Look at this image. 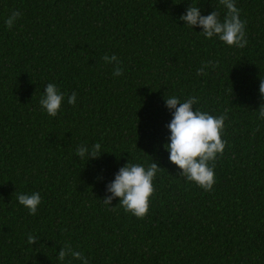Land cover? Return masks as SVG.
<instances>
[{
	"label": "trees",
	"instance_id": "1",
	"mask_svg": "<svg viewBox=\"0 0 264 264\" xmlns=\"http://www.w3.org/2000/svg\"><path fill=\"white\" fill-rule=\"evenodd\" d=\"M191 2L223 15L219 0H0V264H62L65 242L90 264H264V0H236L243 48L183 25ZM206 60L215 67L197 75ZM47 82L75 91L76 103L47 115L38 104ZM164 94L227 113L210 191L168 160ZM93 142L99 158L75 155ZM151 159L161 168L142 218L119 198L102 203L120 166ZM32 191L42 202L29 215L16 194Z\"/></svg>",
	"mask_w": 264,
	"mask_h": 264
},
{
	"label": "clouds",
	"instance_id": "2",
	"mask_svg": "<svg viewBox=\"0 0 264 264\" xmlns=\"http://www.w3.org/2000/svg\"><path fill=\"white\" fill-rule=\"evenodd\" d=\"M219 3L224 10L223 15L214 8L207 14H202L199 4L191 2L178 19L183 21V25L202 34L205 39L215 38L226 46L245 47L248 43L246 21L240 18V9L236 6V0H219ZM20 16L19 9L12 10L5 17L4 24L11 27ZM195 27L200 28V31H196ZM102 60L112 64L114 77L122 75L124 69L115 54L111 56L105 54ZM214 67V61H202L196 73L202 75L207 69ZM259 92L264 98V79L260 80ZM163 98L171 116L165 125L168 135L162 145L168 153V160L177 166L179 176L184 177L186 182L195 183L204 191H210L216 182L215 161L223 153L227 143L222 138L227 113L214 115L202 110L198 106L200 97L196 95L181 98L176 94H164ZM76 100L75 91L66 94L57 84L47 82L38 104L47 115L56 116L63 103L71 105L75 104ZM257 119L264 120V105L258 109ZM104 152L100 142H93L90 145L79 144L75 148V155L85 162L91 158H99ZM160 168L153 159L147 164L127 160L113 173V178L105 182V196L100 200L104 205L112 207L111 201L119 198L118 204L125 212L142 218L148 211L150 197L154 192L153 181ZM16 199L27 209L29 215L36 214L42 202L38 191L17 193ZM36 240H38L37 235H27L30 244ZM56 257L62 264H72L73 260L79 261V264H90L89 258L68 242L59 246Z\"/></svg>",
	"mask_w": 264,
	"mask_h": 264
}]
</instances>
